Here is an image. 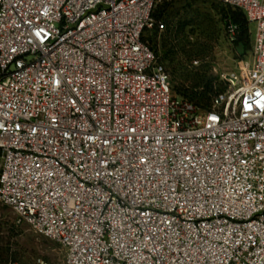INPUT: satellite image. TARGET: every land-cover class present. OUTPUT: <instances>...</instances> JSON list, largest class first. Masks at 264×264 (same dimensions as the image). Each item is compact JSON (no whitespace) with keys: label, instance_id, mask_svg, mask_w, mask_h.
I'll return each instance as SVG.
<instances>
[{"label":"built area","instance_id":"obj_1","mask_svg":"<svg viewBox=\"0 0 264 264\" xmlns=\"http://www.w3.org/2000/svg\"><path fill=\"white\" fill-rule=\"evenodd\" d=\"M162 1L0 0V201L65 264H264V0H222L253 58L208 109L146 40Z\"/></svg>","mask_w":264,"mask_h":264},{"label":"rangeland","instance_id":"obj_2","mask_svg":"<svg viewBox=\"0 0 264 264\" xmlns=\"http://www.w3.org/2000/svg\"><path fill=\"white\" fill-rule=\"evenodd\" d=\"M168 8L162 10L163 4ZM222 0H163L158 18L167 28L149 34L159 60L172 76L176 91L196 87L202 90L212 80L221 92L231 89L224 75L238 72L240 64L252 60L251 25L249 49L238 47L227 32ZM1 264H65L64 251L56 242L36 233L18 214L0 201Z\"/></svg>","mask_w":264,"mask_h":264},{"label":"trees","instance_id":"obj_3","mask_svg":"<svg viewBox=\"0 0 264 264\" xmlns=\"http://www.w3.org/2000/svg\"><path fill=\"white\" fill-rule=\"evenodd\" d=\"M161 8L164 11L168 8V6L166 3H164ZM156 10H157V8H156ZM156 10H155L156 19L158 21L165 22V20H163V18H161V19L158 18ZM222 13H223L225 19H227V20L230 19L233 23L238 25V32H237L236 38L234 39V42H236L238 47H240L241 49L248 50L250 47L249 46V39H250V32L251 31H250L249 23H248L245 15H244V13L241 10L233 8L231 6H226L225 8H223ZM166 28H167V25H166ZM153 31H157V29L152 30L151 33H153ZM251 38H252V35H251ZM149 39H150V36H148V39H146L150 43ZM150 45L153 48V50L155 51L156 55L158 56L157 51L154 48V46L151 43H150ZM251 48H252V43H251ZM158 59H159V57H158ZM159 62L162 63L160 60H159ZM175 92L177 94H179L180 96H182L183 98L193 102L200 109L210 108L213 98L216 95L222 93L220 91V89L218 87H216V84L212 83V80L207 81L204 84L202 90H198L196 87H192V88H185V89L180 90V91L175 90ZM6 257H7V254H6ZM6 257H4V255L2 253H0V264L6 261Z\"/></svg>","mask_w":264,"mask_h":264},{"label":"snow or ice","instance_id":"obj_4","mask_svg":"<svg viewBox=\"0 0 264 264\" xmlns=\"http://www.w3.org/2000/svg\"><path fill=\"white\" fill-rule=\"evenodd\" d=\"M213 119H215V118L213 117Z\"/></svg>","mask_w":264,"mask_h":264}]
</instances>
